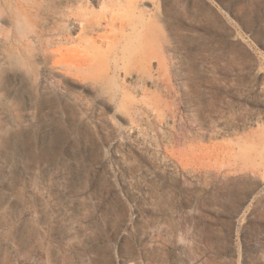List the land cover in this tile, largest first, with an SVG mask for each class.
<instances>
[{"label":"rangeland","instance_id":"rangeland-1","mask_svg":"<svg viewBox=\"0 0 264 264\" xmlns=\"http://www.w3.org/2000/svg\"><path fill=\"white\" fill-rule=\"evenodd\" d=\"M14 2L0 264H264V0Z\"/></svg>","mask_w":264,"mask_h":264},{"label":"clouds","instance_id":"clouds-1","mask_svg":"<svg viewBox=\"0 0 264 264\" xmlns=\"http://www.w3.org/2000/svg\"><path fill=\"white\" fill-rule=\"evenodd\" d=\"M37 36L38 25L33 16L14 0H3L0 4V77L12 71L20 73L25 83L30 80ZM179 242L184 243L183 238Z\"/></svg>","mask_w":264,"mask_h":264}]
</instances>
